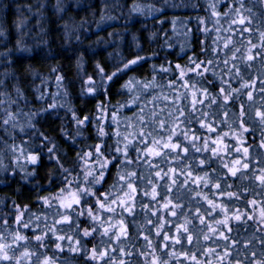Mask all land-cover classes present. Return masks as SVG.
<instances>
[{"label": "clouds", "instance_id": "obj_1", "mask_svg": "<svg viewBox=\"0 0 264 264\" xmlns=\"http://www.w3.org/2000/svg\"><path fill=\"white\" fill-rule=\"evenodd\" d=\"M0 264H264V0H0Z\"/></svg>", "mask_w": 264, "mask_h": 264}]
</instances>
